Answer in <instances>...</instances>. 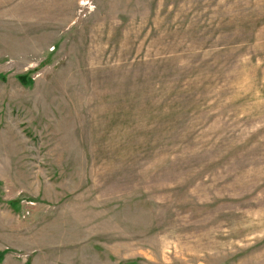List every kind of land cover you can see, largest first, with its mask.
Masks as SVG:
<instances>
[{
  "label": "rangeland",
  "instance_id": "1",
  "mask_svg": "<svg viewBox=\"0 0 264 264\" xmlns=\"http://www.w3.org/2000/svg\"><path fill=\"white\" fill-rule=\"evenodd\" d=\"M0 264H264V0H0Z\"/></svg>",
  "mask_w": 264,
  "mask_h": 264
}]
</instances>
